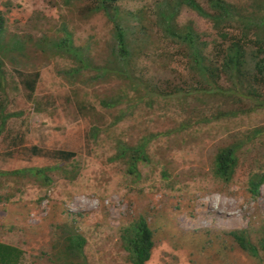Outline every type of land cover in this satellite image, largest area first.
<instances>
[{
	"label": "rangeland",
	"instance_id": "374dc122",
	"mask_svg": "<svg viewBox=\"0 0 264 264\" xmlns=\"http://www.w3.org/2000/svg\"><path fill=\"white\" fill-rule=\"evenodd\" d=\"M162 1L177 0L118 3L133 40L135 90L115 76L91 80V69L66 79L62 72L77 66L74 58L37 46L43 37L61 39L65 30L74 47L87 48L94 67L107 65L112 25L101 13H88L89 0H0L6 43L24 40L19 55L4 59L0 89L5 113L16 114L0 136V242L21 249L23 264H64L57 259L64 230L86 240L85 264H130L122 232L140 217L154 239L146 264H264V182L256 196L248 186L251 176L264 177V108L201 91L206 84L191 70L186 48L161 30ZM195 1L209 12L208 0ZM224 1L263 13L264 0ZM173 25L178 33L190 27L207 55L223 46L212 22L184 5ZM223 30L236 36L240 28L232 22ZM13 71L39 73L32 95ZM218 84L230 85L222 76ZM105 100L119 102L109 109ZM93 128L96 138L87 140ZM141 143L147 160L138 162L135 176L113 158L119 145ZM232 145L240 148L225 183L214 175V160ZM58 151L75 156L66 162L55 157ZM232 232L244 234L258 256L242 252Z\"/></svg>",
	"mask_w": 264,
	"mask_h": 264
},
{
	"label": "trees",
	"instance_id": "16d2710c",
	"mask_svg": "<svg viewBox=\"0 0 264 264\" xmlns=\"http://www.w3.org/2000/svg\"><path fill=\"white\" fill-rule=\"evenodd\" d=\"M61 1L68 5L75 0ZM89 1L91 6L87 7L88 13H101L112 25V43L109 49L107 65L94 67L86 56L87 48L74 47L71 35L65 30L62 32L63 37L61 39L50 40L43 37L37 40V46L40 50L74 58L77 66L62 72L66 79L72 80L79 76L83 70L91 69L95 71V75L91 80L98 81L103 80L107 76H115L128 81L131 87L136 90L135 86L137 84H134L132 80L130 68V62L133 57V40L129 41L128 39L130 31L124 24L123 15L118 9V3L123 0ZM260 4L261 10H263L260 15L243 12L224 0H208L209 12L199 6L195 0H177L172 5L168 1H162L158 8V20L161 30L168 38L182 44L186 48L191 70L197 73L205 82L207 88L201 91L209 95L232 99L234 103L241 102L244 99L248 100L251 110L264 108V4L263 2ZM182 5L212 22V26L223 44V46L217 45L219 47L217 56L205 53L206 44L199 41L197 35L190 27H187L183 33H178L173 25V19ZM128 16H131L133 20L139 19L134 14H128ZM232 22L237 23L240 28L236 36L223 30L224 25ZM4 25L5 21L0 13V89L5 83L4 59L8 55H12V52H16L19 55L24 49V40L21 41L16 37L11 38L6 43ZM133 28L135 29V27ZM246 42H249L248 44L252 46H247ZM248 49L250 50L247 51ZM12 58L11 61H14V56ZM13 73L18 77V83L22 90L32 95L35 92L39 73L34 72L29 75H22L18 71H13ZM221 76L225 77L229 82L228 88L221 87L218 84ZM175 92H179V90L175 89ZM152 93L160 96L159 93L154 91ZM165 95L170 96L169 93H165ZM3 100H5L4 103ZM3 100L0 101V136L3 133L6 122L16 116V114L5 113L8 101L6 97ZM118 102V100H105L101 104L104 108L112 109ZM231 115H234V113ZM96 134L97 128L91 129L87 133V140L95 139ZM144 144L141 143L135 148L119 145L113 159L123 161L127 165L130 174L137 176L136 166L138 162L147 160ZM239 148L240 145H232L216 154L213 169L216 178L225 183L231 180L236 167L235 154ZM32 150L38 152L36 147L32 148ZM74 156L75 154L72 152L58 151L55 153V157L66 162ZM39 172L41 170H35V174ZM12 173L16 174V172ZM43 180L47 181L48 178L44 176ZM263 182V176L253 175L250 177L248 186L252 196L258 194L259 187ZM230 237L242 252L254 258L258 256L257 249L248 243L244 234L232 232ZM122 240L125 244L124 248L127 251L130 264H146L149 262L152 255L151 251L154 247V239L153 232L144 218L140 217L123 229ZM262 242L264 243V239ZM85 243L86 240L80 234L64 230L57 259L64 261V264H85L86 260L83 254ZM0 264H23V251L0 242Z\"/></svg>",
	"mask_w": 264,
	"mask_h": 264
}]
</instances>
